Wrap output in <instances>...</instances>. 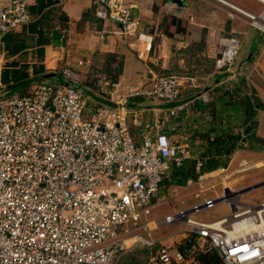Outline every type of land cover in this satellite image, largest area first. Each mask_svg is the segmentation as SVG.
Wrapping results in <instances>:
<instances>
[{"label":"built area","instance_id":"1","mask_svg":"<svg viewBox=\"0 0 264 264\" xmlns=\"http://www.w3.org/2000/svg\"><path fill=\"white\" fill-rule=\"evenodd\" d=\"M92 1L95 15L117 23L138 56L151 49V33L124 0ZM30 2L0 0V38L31 20ZM217 44L214 66L234 73L241 41L229 35ZM89 72L92 85L78 86L77 74L64 68L61 81L39 80L0 98V264H126L128 249L139 247L148 250L141 264H264V199L246 204L244 189L228 184L204 197L213 171L187 181L198 185L201 201L151 217L161 184L187 149L164 131L146 129L136 138L129 121L139 112L129 103L139 94L174 101L179 76L154 74L148 90L122 91L108 72ZM92 95L100 100L89 104ZM261 164L247 162L224 176ZM218 203L228 206L226 215L194 216ZM161 224L177 230L155 239L151 231Z\"/></svg>","mask_w":264,"mask_h":264},{"label":"crops","instance_id":"2","mask_svg":"<svg viewBox=\"0 0 264 264\" xmlns=\"http://www.w3.org/2000/svg\"><path fill=\"white\" fill-rule=\"evenodd\" d=\"M124 1L152 35L151 49L146 54L137 55L131 38L119 33L117 23L98 18L92 0H31L29 23L36 24L41 33L34 37L25 35L26 46L11 55L0 49V88L5 86L3 71L9 73V83L13 82L11 69L23 64L21 73L27 76L14 82L31 84L41 75L40 81H61L64 68H70L79 78L78 86L92 85L89 70L96 68L108 72L120 83L122 91H146L152 75L177 74L174 101L146 94L130 99L129 105L139 112L136 123L129 121L136 138L142 130L164 131L176 144L186 146L182 163L194 159L190 162L194 168L196 161L204 165V160L216 159L221 166L209 170L212 173L229 162L225 157L231 156L230 162L240 166L264 153V141L258 148L248 145L251 133L264 139V0ZM102 29L108 31L100 37ZM19 30L21 27L15 32ZM229 35L241 41L231 66L234 73L214 66L219 51L217 42ZM202 94L207 95L206 100ZM86 99L89 104L100 100L94 95ZM181 165L174 164L173 168ZM194 185L197 184L187 188ZM195 192H199V187ZM182 202L189 204L185 199Z\"/></svg>","mask_w":264,"mask_h":264},{"label":"rangeland","instance_id":"3","mask_svg":"<svg viewBox=\"0 0 264 264\" xmlns=\"http://www.w3.org/2000/svg\"><path fill=\"white\" fill-rule=\"evenodd\" d=\"M130 13L132 16L137 17L135 16V14L133 13L131 9H130ZM233 64L234 62L232 63V67H233ZM23 66L24 64L21 65V67H18L17 70L19 72L23 71L22 70ZM38 81L39 80L32 82L28 86V89L35 82H38ZM20 83H21L20 81L14 82V84L11 85V86H15L14 89H10L11 87L6 88L5 86L1 87L0 88V98L9 96L11 94L17 95L21 93L19 92V90H16L18 89V86H20ZM263 145L261 149H264ZM239 149L240 150L245 149L246 151L251 150L249 148H239ZM261 149L257 150L256 154L259 151H261ZM242 152H245V151H242ZM201 157H204V154H202ZM225 158L229 160V162L225 161V164L223 167L226 169V171L219 172V170H217V172H214V174L216 175L207 178L205 182L203 183L204 191L202 192V195L204 197L206 196L214 197L216 196V194H219L222 192L223 184H228L229 186H231L232 189H236V188L244 189L242 194L240 195V200L242 202L246 204L260 203L264 199V153L263 152L258 153L256 155V159L253 160L254 162L255 161L262 162L261 165H259L258 167L252 170H249L243 173L235 172L233 174H230L228 177H225L224 174L232 172V171L234 172V170H236L239 166L236 163L230 162L232 160L231 156H228ZM197 159H199V157H196V160ZM192 160L194 159H191V161L186 162V164L188 163L190 165L191 164L190 162H192ZM194 164H195L194 172L197 173L200 171V168L202 165H201V162H198V161H196ZM199 174H201V172ZM189 179L190 178H186L184 182H179L178 180L173 178L170 174L168 175V177L163 181V183L160 186V191L158 195L159 202L156 203L152 208V211H151L152 218L160 219L165 214L172 213L175 210L179 209L180 207L183 206L180 203L181 200L183 199L187 200L189 204L192 203V201H194L193 194L197 190L198 186L194 185V186L187 188L188 187L187 181ZM180 198H183V199L180 200ZM201 199H202V196L197 201H201ZM228 212H229V209L227 205L218 203L213 208H206L200 212L195 213L194 216L201 218V219H205V220H213L222 215H226ZM172 230H175L174 226H168L166 224H161L156 230L151 231V235L154 236L155 239H157L161 236H164L167 233H171ZM147 254H148V250L145 247H139L136 249H132L130 252H128V254L125 253L124 262L126 264H141L145 262L147 258Z\"/></svg>","mask_w":264,"mask_h":264},{"label":"trees","instance_id":"4","mask_svg":"<svg viewBox=\"0 0 264 264\" xmlns=\"http://www.w3.org/2000/svg\"><path fill=\"white\" fill-rule=\"evenodd\" d=\"M41 33V29L37 28V25L34 23H27V24H23L21 26V30L16 31L15 30H11L8 31L6 33H4L1 38H0V49L5 53V55H11L12 53H15L16 51H18L21 48H24L26 45L24 44V36L25 35H30L31 37H34V35H40ZM11 73H10V77L13 78L9 83V79L7 78L8 74L5 71H3L2 73V83L5 84V86H11L14 83V80L17 79H23L27 76V73L25 72H19L17 69H11ZM41 75V74H40ZM43 75H41L40 77H42ZM21 77V78H20ZM23 85V87H21ZM30 85V83H20V86H18V90L19 91H23L25 90V88H27ZM15 86H11V89H14ZM21 88V89H20ZM249 110L251 113L254 112V109L252 106L249 107ZM255 124V122L253 121L251 123V126ZM251 126H249V130L251 128ZM237 141V140H236ZM248 141H249V147L250 148H258L264 141L263 138L255 136L254 133H251L248 135ZM254 141V144H252V142ZM217 142V141H216ZM218 144V143H217ZM218 163L216 160L212 161V159H209V162H207V160H204V165L201 166L200 171L199 172H194V168L192 169V167L186 162L182 163L181 166L179 167H174L172 168V172L171 175L173 178H175L176 180H178L179 182H182L184 179L186 178H195L197 177V175L201 172H205V171H209L212 169H215L218 167ZM221 166V165H219ZM205 264H211V262L209 261H204ZM215 264V262H214Z\"/></svg>","mask_w":264,"mask_h":264},{"label":"water","instance_id":"5","mask_svg":"<svg viewBox=\"0 0 264 264\" xmlns=\"http://www.w3.org/2000/svg\"><path fill=\"white\" fill-rule=\"evenodd\" d=\"M40 79H41V78L39 77V78H37L36 80H40ZM36 80H35V81H36ZM25 83H26V82H25ZM27 83H30V82H27ZM27 83H26V84H27ZM21 87H23V86H21ZM16 90H17V89H16Z\"/></svg>","mask_w":264,"mask_h":264}]
</instances>
